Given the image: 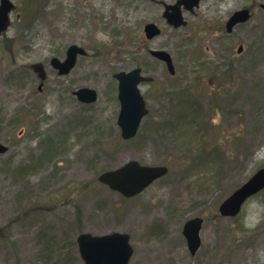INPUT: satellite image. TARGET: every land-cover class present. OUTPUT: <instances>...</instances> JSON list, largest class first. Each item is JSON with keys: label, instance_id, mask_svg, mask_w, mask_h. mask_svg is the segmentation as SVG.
<instances>
[{"label": "rangeland", "instance_id": "1", "mask_svg": "<svg viewBox=\"0 0 264 264\" xmlns=\"http://www.w3.org/2000/svg\"><path fill=\"white\" fill-rule=\"evenodd\" d=\"M16 1L24 20L12 14L0 37V264H84L77 236L112 232L130 236L128 264H264V192L234 218L218 212L264 167V0H200L180 28L162 17L177 0ZM244 7L250 21L226 34ZM150 22L161 34L147 40ZM71 45L87 55L58 76L49 61ZM160 49L174 75L149 57ZM135 67L155 82L141 85L149 114L122 140L113 74ZM83 87L94 103L72 94ZM130 160L168 172L129 199L98 182ZM194 217L191 256L182 229Z\"/></svg>", "mask_w": 264, "mask_h": 264}, {"label": "water", "instance_id": "2", "mask_svg": "<svg viewBox=\"0 0 264 264\" xmlns=\"http://www.w3.org/2000/svg\"><path fill=\"white\" fill-rule=\"evenodd\" d=\"M200 0H177L173 5H165L163 17L167 24L173 28L186 25L182 16V8L193 12L198 7ZM259 8L264 12V4ZM15 9L11 0H0V36L5 33L9 26V13ZM252 15L249 8H242L233 12L225 22L226 33H231L238 25L250 21ZM147 40H152L161 34L160 28L154 23H148L143 28ZM243 47L239 46L237 53H241ZM149 54L154 59L165 64L170 75L175 74V68L171 55L165 50H150ZM78 55H86V51L76 45H71L66 51L64 60L56 57L51 58L50 65L58 71L59 76L70 73L76 64ZM31 68L42 82L46 79V72L42 63H35ZM117 81V99L120 109L116 124L120 129L123 140L135 137L143 118L148 114L146 101L141 93L140 85L151 83L154 78L145 76L141 68L135 67L128 72H117L113 75ZM42 82L38 86L40 91ZM79 102L85 104L94 103L98 94L92 88H79L72 93ZM9 148L0 143V156L6 154ZM165 166H150L140 164L136 160H130L114 170L101 173L98 182L107 186L110 190L118 192L125 198H131L146 189L155 180L167 173ZM264 190V167L253 173L249 179L235 189L219 205L218 212L222 217H236L242 210L244 204L253 196ZM203 219L194 217L187 220L183 225L182 234L186 240L187 249L191 256L198 251L200 241V230ZM78 251L84 264H128L133 249L129 244V235L113 232L105 235L80 234L77 239Z\"/></svg>", "mask_w": 264, "mask_h": 264}, {"label": "flooded vegetation", "instance_id": "3", "mask_svg": "<svg viewBox=\"0 0 264 264\" xmlns=\"http://www.w3.org/2000/svg\"><path fill=\"white\" fill-rule=\"evenodd\" d=\"M22 2H25V0H21ZM11 2L13 3V5L15 6V9L13 10V11H11L10 13H9V20H10V26H9V28L11 27V25H12V23H13V18H12V14H14V18L16 19V21L17 22H20V21H22V20H24V16H23V14L22 13H20L19 12V10H20V7L17 5V1L16 0H11ZM164 9H165V4H164ZM164 9H163V12H164ZM162 17H163V13H162ZM164 18V17H163ZM151 23V22H150ZM153 23V22H152ZM155 24V23H154ZM9 30V29H8ZM5 33H3V35H4ZM3 35H1L0 37H2ZM77 46V45H76ZM69 47V46H68ZM68 47H67V49H68ZM78 47H80V48H82L81 46H78ZM67 49L65 50V54H64V56L62 57V59H60V58H58V57H56V58H58L59 60H64L65 59V57H66V51H67ZM84 49V48H83ZM85 50V49H84ZM87 55V54H86ZM86 55H84V56H86ZM53 57H55V56H53ZM79 57H82V56H80V55H78V57H77V60H78V58ZM51 60V59H50ZM77 60H76V63H77ZM49 64H50V61H49ZM51 66V65H50ZM75 66H76V64H75ZM75 66H74V68H75ZM73 68V69H74ZM32 69V68H31ZM45 69V68H44ZM51 69H52V71H54L57 75H58V71L56 70V69H54L52 66H51ZM72 69V70H73ZM71 70V71H72ZM32 71H33V69H32ZM71 71H70V73H71ZM45 72H46V77H47V71L45 70ZM69 73V74H70ZM68 75V74H67ZM59 76V75H58ZM66 76V75H65ZM42 86H43V83H42Z\"/></svg>", "mask_w": 264, "mask_h": 264}, {"label": "trees", "instance_id": "4", "mask_svg": "<svg viewBox=\"0 0 264 264\" xmlns=\"http://www.w3.org/2000/svg\"><path fill=\"white\" fill-rule=\"evenodd\" d=\"M47 151V150H46ZM46 151H43L42 153H43V155L46 153ZM264 192V191H263Z\"/></svg>", "mask_w": 264, "mask_h": 264}]
</instances>
